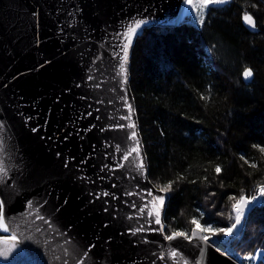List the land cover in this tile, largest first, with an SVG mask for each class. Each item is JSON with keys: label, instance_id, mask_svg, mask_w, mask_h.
Wrapping results in <instances>:
<instances>
[{"label": "water", "instance_id": "95a60500", "mask_svg": "<svg viewBox=\"0 0 264 264\" xmlns=\"http://www.w3.org/2000/svg\"><path fill=\"white\" fill-rule=\"evenodd\" d=\"M184 7V0H0V160L7 169L0 200L17 237L0 240V250H10L0 264H242L197 239L167 240L171 195L151 178L132 53L145 30L178 26ZM137 19L147 23L125 61L124 33ZM133 122L136 129L127 127ZM134 130L140 152L125 160ZM149 191L166 196L163 231H151L161 225L139 211Z\"/></svg>", "mask_w": 264, "mask_h": 264}, {"label": "trees", "instance_id": "16d2710c", "mask_svg": "<svg viewBox=\"0 0 264 264\" xmlns=\"http://www.w3.org/2000/svg\"><path fill=\"white\" fill-rule=\"evenodd\" d=\"M245 11L256 19L255 29L243 22ZM205 17L204 25L147 29L132 53L151 178L158 187L174 181L165 216L169 235L191 234L194 216L228 227L236 202L229 197H251L264 184V152L253 147L264 146V0L209 6ZM245 67L254 70L251 82L243 80ZM235 245L239 259L264 247V204L250 210Z\"/></svg>", "mask_w": 264, "mask_h": 264}, {"label": "snow or ice", "instance_id": "6c2138e0", "mask_svg": "<svg viewBox=\"0 0 264 264\" xmlns=\"http://www.w3.org/2000/svg\"><path fill=\"white\" fill-rule=\"evenodd\" d=\"M185 4L191 6L192 10H195V14L198 17V24L204 25L206 23V17H205V9H208L209 6L212 5H224L228 4L230 0H184ZM187 11V10H186ZM243 22L249 26L252 29H255L257 27V22L252 13L245 11L242 15ZM147 23L144 19H137L133 21L132 24H130L126 32L124 33V38L126 40V43L124 44L121 51L123 52V59L127 61L128 59V51L127 49L130 47L133 38L138 34V30L142 28ZM119 55V54H118ZM121 72L126 77V68L124 64H121ZM242 77L245 80H248L249 78L253 77V69L251 67H245L241 73ZM201 99L208 100L210 99V96H205L203 93H201ZM128 108L131 111H133L132 106L129 104ZM91 115V113H89ZM124 119H130V117H124ZM94 127V126H93ZM120 127H124V125H120ZM127 127H130L132 129H136V124L130 123L127 125ZM33 131H36V129H33ZM131 139L136 141L135 147H133L127 154L124 155V159L127 160L128 157L133 153L139 154L141 144L139 141V138L137 136V132L134 130L131 133ZM254 148L259 149L261 152H264V146L261 145H253ZM117 150H119V147L117 146ZM241 159H244L241 157ZM247 162V161H246ZM122 166V165H121ZM251 167H256L257 165L255 163H252L250 165ZM144 160L143 157L140 158L139 161V168L144 169ZM216 174L221 173L222 168L220 165H216L214 169ZM7 174V169L4 166V163L2 160H0V179L4 175ZM183 177H178V179H182ZM206 179V178H205ZM174 181H169L166 185H161L159 187V192L161 193H168L172 190V185ZM103 195L107 196L108 193H104ZM258 195L260 197H264V184H261L258 188ZM148 196H151L152 199L144 204L142 208H140V213L146 214L148 217L152 218L154 217V220H149V223H155L157 225H161V228L156 229H150L151 231H163V225L161 222V209L164 206L166 196L165 195H153L151 191L148 192ZM230 200H235L236 202L231 205L232 209L234 210V217L233 213L228 214V219L233 220L234 222L230 224L228 227H214L211 224H201L200 219L197 217H192L190 223L195 225V227L191 230V235H189L187 232L184 231H173L170 235H167L165 238L167 240H173L177 237H183L189 241H192L193 239H197L199 241H202L201 248H204L205 246L212 247L214 246L213 237H216L220 234H223L224 236H231L233 235L234 231L237 229V226L241 224L242 218L245 216V210L249 209L253 202L257 200V196L253 195L252 197H247L245 195H241L239 198L233 196L229 197ZM67 203V201H65ZM29 206L31 207V202L29 203ZM201 213V217H202ZM221 215H224L221 213ZM42 219V217H38ZM0 230H3L4 232H9L10 228L9 225L5 222V215H4V201L0 200ZM143 227L137 228L134 231L135 232H141L145 231ZM17 240V237L15 234L11 236H0V240ZM10 251V250H9ZM9 251L0 250V256H3L5 258L8 257ZM168 255H170L172 258H175L177 256V252L173 250ZM204 253L201 252V256L203 257ZM163 259V257H161ZM245 260L249 261H256L264 259V249L257 250L255 253H248L245 257ZM80 264H84L83 261H80ZM185 264H187V261H185Z\"/></svg>", "mask_w": 264, "mask_h": 264}, {"label": "rangeland", "instance_id": "374dc122", "mask_svg": "<svg viewBox=\"0 0 264 264\" xmlns=\"http://www.w3.org/2000/svg\"><path fill=\"white\" fill-rule=\"evenodd\" d=\"M189 9H191V6L185 4V8H184V11H183V16H182V20L180 21V24H182L184 22H191V23L193 22L196 25H200L197 22L198 21V17L195 14V10L194 9L189 10ZM207 11H208V9L204 10L205 15H206ZM253 195L258 196V190H255V192L252 194V196ZM261 201H262V199L259 202H257L255 205L260 204ZM249 212L250 211H248L246 216L244 217L242 225L241 226L240 225L237 226V229L234 231L233 235H231V236L222 235V238H221L222 240L221 241L217 237H213V241H214V246L216 248H219L227 257L233 258V259L241 262L242 264H259L260 260L249 261V260H244L242 258L239 259L238 257H236L234 255V251L236 250V245H237V244L235 245V242H237V240H239L243 236V232H244V230L246 228V225H247V217H248ZM233 217H234V212H233ZM233 222H234V219L233 220H229L230 224L233 223ZM0 234L5 235V236H11V234L9 232H4L3 230H0ZM189 235H191V234H189ZM227 239H229V240H227ZM229 243H230V245H229ZM223 247L224 248L226 247V248L223 250ZM262 249H264V247L259 246L255 250V252L257 250H262Z\"/></svg>", "mask_w": 264, "mask_h": 264}, {"label": "bare ground", "instance_id": "6f19581e", "mask_svg": "<svg viewBox=\"0 0 264 264\" xmlns=\"http://www.w3.org/2000/svg\"><path fill=\"white\" fill-rule=\"evenodd\" d=\"M157 186H158V185H157ZM170 194H171V193H170ZM261 199H262V197H260V196L258 195V196H257V200H256L255 202L252 203V205L250 206V208H251L252 206H254L257 202H259ZM260 204H261V203H260ZM167 206H168V205H167ZM250 208H249V209H250ZM249 209H246V210H245V216H246V214H247V212H248ZM245 216H244V217H245ZM244 217L242 218V221H241L240 226L242 225V222H243V220H244Z\"/></svg>", "mask_w": 264, "mask_h": 264}]
</instances>
